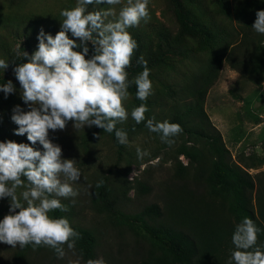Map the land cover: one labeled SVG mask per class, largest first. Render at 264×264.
I'll return each instance as SVG.
<instances>
[{"label":"rangeland","instance_id":"1","mask_svg":"<svg viewBox=\"0 0 264 264\" xmlns=\"http://www.w3.org/2000/svg\"><path fill=\"white\" fill-rule=\"evenodd\" d=\"M178 1L187 12L178 7L176 0H149L150 19L128 29L137 43L127 69L128 78L132 81L143 71L142 58L152 82V94L143 102L148 108L145 116L158 122L175 118L174 112L178 111L175 108L182 104L174 105L175 99L185 97L181 88L189 75L205 64L212 44L203 34L215 35L216 41L225 37L238 42L243 41L241 34L247 33L245 40L249 48L264 52V34L252 27L256 12L264 10V0ZM76 2L0 0V59L9 65L5 70L0 69V85L11 80L15 88L7 96L0 91V142L30 143L26 134H14L18 127L11 120L14 106L29 109L21 99L13 68L27 59L22 56L24 51L31 55L36 50L41 28L53 36L60 30L61 10L71 9ZM122 6L93 4L87 8L98 11L112 7L118 14ZM92 54L89 43L88 57ZM250 68L252 71L242 77L223 62L207 88L203 110L219 132L231 161L244 167L245 163L257 162L256 158L263 159L260 165L245 168L254 180L251 203L256 211L258 182L264 179V66ZM134 88V84L129 87L130 96L124 102L129 118L117 123L122 126L134 122L130 116L131 110L138 106ZM231 88H235L236 96L229 92ZM127 137L128 144L117 145L104 130L96 126L76 130L71 121L64 130H49V139L62 149V158L74 159L81 172L79 181L70 182L79 194L60 199L69 207L71 224L89 230L95 238L94 258H85L67 245L63 246L65 256L58 259L48 247L34 250L31 245L12 248L0 243V264H22L17 256L20 249L33 264H86L97 259H103L105 264H138L154 249V244L142 226L136 225L137 217L153 229L161 223L188 228L192 217H203L205 213H211L217 220L227 217L224 204L232 202V195L205 178L195 180L196 163L179 153L183 144L197 147L204 163L211 165L216 157H211L203 138L182 131L169 145L161 141L160 134L149 129L128 132ZM33 147L43 151L39 143ZM137 147L148 155L138 159ZM178 168L184 171L182 177L176 173ZM101 181L107 189L99 194L95 187ZM141 186L148 190L144 191ZM22 190L18 189L17 193ZM102 194L103 201H98ZM9 199H0V219L9 214ZM153 203L159 206L162 217L142 215V209Z\"/></svg>","mask_w":264,"mask_h":264},{"label":"clouds","instance_id":"2","mask_svg":"<svg viewBox=\"0 0 264 264\" xmlns=\"http://www.w3.org/2000/svg\"><path fill=\"white\" fill-rule=\"evenodd\" d=\"M148 2L77 0L71 9L61 10L60 30L53 36L41 28L36 50L31 55L24 51L22 56L27 59L13 68L21 99L29 109L14 106L11 120L18 126L14 134H26L30 143L0 142V199L10 198L9 214L0 219V243L12 248L31 245L34 250L49 247L58 259L65 256V244L74 249L79 233L68 219L52 218L49 213L68 211L60 198L79 194L70 182L79 181L81 172L74 159L62 158L61 147L49 139V130H64L71 121L76 130L96 126L114 132L121 145L128 144L127 133L116 127L129 118L124 106L130 96L128 89L134 84L136 98L141 101L152 94L149 69L142 58L143 71L134 80H129L127 72L137 48L128 29L150 19ZM93 4L123 6L117 14L112 7L89 11L87 6ZM252 27L264 34V10L256 12ZM89 43L93 53L90 57ZM8 66L0 59V69ZM0 91L5 96L13 93L12 81L0 85ZM147 111L146 104L141 103L130 116L139 124L145 121ZM146 126L169 145L183 131L178 123L154 119H147ZM37 143L43 151L33 147ZM136 151L138 159L148 155L139 147ZM18 189L23 190L18 194ZM260 231L248 217L235 225L230 264H264V251L256 246ZM86 264L105 262L97 259Z\"/></svg>","mask_w":264,"mask_h":264},{"label":"trees","instance_id":"3","mask_svg":"<svg viewBox=\"0 0 264 264\" xmlns=\"http://www.w3.org/2000/svg\"><path fill=\"white\" fill-rule=\"evenodd\" d=\"M176 3L179 8L186 11L180 1L176 0ZM208 35L203 34L204 39L207 37V41L212 44L209 56L203 67L189 75L186 83L181 88V92L185 97L179 96L174 103V105H178L179 102H182V104L175 108V110H178L174 112L175 118L168 122L178 123L189 136L194 135L203 138L207 142L209 154H211V157L213 155L212 158L216 157L209 166L204 163L202 152L197 147L183 144L179 153L196 163L195 180L202 177L208 182L219 186L232 195V202L224 204L226 218L217 220L211 213H205L203 217L196 215L190 219L189 229L176 223L170 225L161 223L157 229H153L142 223L141 219L137 217L138 224L136 225L142 226L154 244V249L147 252L138 264H230L231 253L234 250L231 239L232 234L235 225L244 217L252 219L254 224L261 230L258 233L256 246L264 251V179L258 182L257 209L255 211L251 203L254 180L245 169L260 165L263 159L256 158L257 162L245 163L246 167L231 161L219 132L210 124L208 115L203 110L207 88L216 77L223 62L228 63L233 70L243 77L249 71H252L250 66L261 64L264 66V52L249 48L245 40L247 33L241 34L243 41L238 42L232 38L228 41L225 37H221L219 41H216L215 35ZM133 92L138 106L145 102L136 98V88L133 89ZM229 92L234 96L237 94L235 88H231ZM181 108H184V110L182 111ZM147 119L154 118H149L146 115L145 121L139 124L134 121L128 126L117 124L116 127L126 133L148 129L146 126ZM154 122L158 121L154 120ZM104 133L108 134L115 144H120L114 132L104 131ZM176 173L179 177L184 175L182 168H178ZM97 185L95 187L97 193L101 194V190L106 191L105 182ZM141 189L148 190L145 186H141ZM97 200L103 201V194L100 197L98 196ZM66 206L68 211L55 210L49 213L50 217L68 219L71 227L79 233L74 248L79 253L84 254L85 258L93 259L95 238L89 230L71 224L69 207ZM141 213L146 216L153 215L154 218L163 216L159 206L155 203L144 207ZM49 250L54 251L51 248ZM17 256L22 260V264H33L31 263L32 260L25 257L23 249L18 250Z\"/></svg>","mask_w":264,"mask_h":264}]
</instances>
